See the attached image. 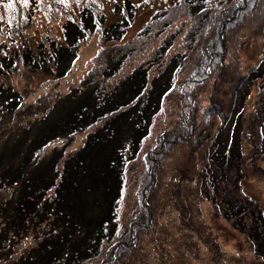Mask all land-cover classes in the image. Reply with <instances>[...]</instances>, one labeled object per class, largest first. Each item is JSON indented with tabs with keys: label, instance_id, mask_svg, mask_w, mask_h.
Wrapping results in <instances>:
<instances>
[{
	"label": "rangeland",
	"instance_id": "1",
	"mask_svg": "<svg viewBox=\"0 0 264 264\" xmlns=\"http://www.w3.org/2000/svg\"><path fill=\"white\" fill-rule=\"evenodd\" d=\"M35 1L29 14L23 2L13 1V9L5 8L8 2L0 3V84L21 97L15 110L0 109V210L10 199L17 200L19 185H35L34 193L42 190L36 170L57 154L52 147L68 140L58 138L28 154L26 145L14 143L25 121L43 117L54 98L81 89L89 78L109 88L136 67L153 76L168 57L184 55L179 59L182 68L170 72L168 95L165 89L145 139L128 160L123 197L115 210L122 236L103 231L87 246L90 233L84 229L91 230L103 211L93 204L99 198L94 194L84 196L80 204L71 205L70 199L62 207L70 212L68 224H79L76 228L64 225L48 232L56 219L55 187L50 186L38 200L48 199L51 207L44 204L40 217L37 209L27 226L6 228L0 211V264H264V226L257 218L261 211L264 215V150L259 146L264 126H252L264 114V0H86L81 4L98 14L101 23L95 18L99 26L92 23V33L73 46L77 55L62 72L45 58L50 44H61L63 22L77 20L75 10L82 0H56L57 18L50 17L47 0ZM114 24L120 35L109 37ZM218 38L223 43L208 48L209 40ZM25 48L33 52V62L20 55ZM111 58L121 66L106 77L104 63ZM232 118L239 124L241 120V126L232 127ZM177 132L179 139L163 144L162 135ZM214 134L220 142L234 137L242 149L224 173L212 153ZM82 141V133H76L53 168L59 171L62 158ZM145 151L153 154L156 164L155 186L148 197L141 183ZM20 158L25 162L19 163ZM149 205L150 230L145 229ZM132 219L139 227L136 239L128 227ZM54 231L67 238L52 250L45 239L48 244ZM128 237L130 242H125Z\"/></svg>",
	"mask_w": 264,
	"mask_h": 264
},
{
	"label": "trees",
	"instance_id": "2",
	"mask_svg": "<svg viewBox=\"0 0 264 264\" xmlns=\"http://www.w3.org/2000/svg\"><path fill=\"white\" fill-rule=\"evenodd\" d=\"M13 1L23 2V0ZM85 1H78V3L81 4ZM6 2L8 0H0V3L4 4ZM34 2L36 1L28 0V4L24 10L27 14H29V7ZM44 4L48 7L50 17L57 18L59 5L56 0H47ZM75 12L79 18L77 17V20L70 18L63 22L61 44H50L47 59L45 58L46 64H52L58 72L64 71L69 63L75 59L77 53L73 50V46L78 45L83 38L91 34L93 27L99 26L95 18L101 23L99 15H94L92 10L84 4H81ZM92 23L94 26L91 28ZM116 27L114 24L108 29L107 35L109 37L111 35L115 37L120 35L116 32ZM222 43L223 41L219 38L218 40L211 39L207 46L215 50L216 46ZM32 54L33 52L28 48L22 49V52H20L24 61L33 62ZM183 55L184 52L182 54L179 52L173 54L172 56L174 57L172 58L171 56L168 57L162 65L160 72L153 76L148 75L147 69L136 67L130 70L126 76L115 81L109 88H100L96 84L91 83L92 79L89 78L87 79L89 82H86V85H83L81 89L72 88L68 92V95L54 98L52 106L43 117H36L31 121H25V127L21 128V130L25 128L24 131L14 134L16 136L14 143L15 145H26L24 148H29L28 154L31 150L37 148L39 150L41 148L40 146L44 147L46 143L49 145V143L54 142L58 138L68 137V140L60 147H52L51 151L56 150L57 154L54 157L51 156L44 167L38 171L36 170L35 177L43 185L42 190L34 193L35 185H19L18 191L14 193V195L16 194L17 200L10 199L1 208L0 211L4 215L6 228L12 227L18 230L21 227L27 226L32 222H30V219L34 218L35 214H37V209H40L38 216H42L45 212L43 207L49 208L51 206L47 202L48 199H45L43 203H39L38 198L48 187L53 186L55 187L53 190H55L54 196L56 198V219L54 225L48 226V232L52 231L55 227L62 228L64 225L76 228L79 224L76 222L73 225L68 224L70 222L68 220L70 212L62 211V207H67L70 199H73L71 205L80 204L84 196L94 194L99 195V198L93 204L96 207L101 206L103 211L101 218H98V221L90 228L91 230L84 229L86 234L90 233L87 238V244L89 243L87 246L91 247V240H98L103 231L108 232L112 236H122L120 228L116 225L115 210L118 202L123 197V189L126 183L125 171L128 160L135 155L140 143L145 139L150 121L156 115L155 110L158 106L157 104H159L160 99L164 98V90L171 85L170 72L174 70L173 73H176L177 70L182 68L179 59ZM34 61H39V58H35ZM7 64L10 66L12 59H8ZM104 64L105 68L102 73L106 77L114 75L121 66L119 60H113V58ZM196 68L197 70L201 69L200 62ZM174 76L175 74H172V78ZM147 80L149 85L147 84L148 86H145ZM2 85L0 84V109L6 112L13 111L19 107V99L21 97L18 94H13L10 87H2ZM144 89L146 91L142 94V90ZM165 94L167 96L168 91ZM123 106L126 107L123 108ZM110 113L113 114L104 118L105 115H109ZM262 118V120L259 119L258 123H255V121L252 123L253 127L257 126V130H260L264 126V114ZM231 123L232 127L241 126V120L239 124L238 118H232ZM255 130L251 133L254 134ZM78 132L82 133V144L78 147L71 148V152L65 155V158H62L59 171L54 169L52 163L62 157L63 154H60V152L65 150ZM34 133L37 136H34ZM170 134H172V131H170ZM253 134L251 135L254 137ZM162 137L163 144H165L179 139L181 133L177 132L172 137H164V135ZM212 137L210 143L211 145L214 143L216 146L212 153L215 155L222 173H224L228 167L230 168L232 166V158L236 159L242 149H239V145L234 137H231V139L225 137L223 139L224 141L230 140L228 143L218 141L217 138L219 135L214 134ZM36 138H39L37 140L38 143L36 142ZM260 142L263 143L259 145L260 150H264V133L262 141ZM24 148L20 151L22 156ZM149 149L156 153V150L151 145ZM142 154L145 157L144 165L146 175H144L141 183L144 185L143 195L144 197H148V191L152 188L154 189L155 186L154 182L156 179L154 171L156 164L154 162L155 159L153 160L151 157L153 155L151 152L145 151ZM151 160L153 161L152 166H150ZM24 162L25 159L20 158L19 163ZM55 176L57 179H55ZM145 178L148 180L144 182ZM224 203H228V199H225ZM257 218L258 222L264 226V215L262 211L260 215L257 213ZM133 220L130 221L128 227L133 239H136L137 231L135 229L139 227L135 225L136 221L132 222ZM152 221L151 205H149L147 226L145 229L150 230L152 228ZM103 223H105L104 226ZM105 226L107 229L103 230ZM97 227L98 231L95 233ZM77 229L79 230L78 232H81L80 228ZM92 233L95 234L91 235ZM127 233L125 232V237ZM64 237L65 239L67 238V236L62 235L61 231H54L51 233V238H48V244L47 239H45L46 245H49L54 250L58 244L61 245L63 243L65 240ZM124 241L130 242V238L128 237Z\"/></svg>",
	"mask_w": 264,
	"mask_h": 264
},
{
	"label": "snow or ice",
	"instance_id": "3",
	"mask_svg": "<svg viewBox=\"0 0 264 264\" xmlns=\"http://www.w3.org/2000/svg\"><path fill=\"white\" fill-rule=\"evenodd\" d=\"M61 2H62V0H61ZM23 3H24L25 6H27L28 0H23ZM5 8L6 9H13L14 8L13 0H8V3L5 4Z\"/></svg>",
	"mask_w": 264,
	"mask_h": 264
}]
</instances>
